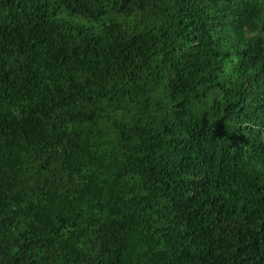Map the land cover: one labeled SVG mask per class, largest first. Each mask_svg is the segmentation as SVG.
I'll return each instance as SVG.
<instances>
[{"label": "trees", "instance_id": "1", "mask_svg": "<svg viewBox=\"0 0 264 264\" xmlns=\"http://www.w3.org/2000/svg\"><path fill=\"white\" fill-rule=\"evenodd\" d=\"M0 264H264V0H0Z\"/></svg>", "mask_w": 264, "mask_h": 264}]
</instances>
